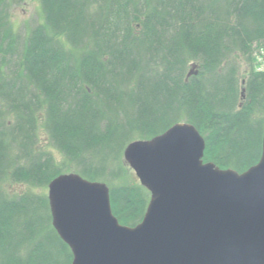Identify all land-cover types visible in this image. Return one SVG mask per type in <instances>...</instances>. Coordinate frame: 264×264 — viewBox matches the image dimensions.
I'll return each instance as SVG.
<instances>
[{
  "label": "trees",
  "instance_id": "1",
  "mask_svg": "<svg viewBox=\"0 0 264 264\" xmlns=\"http://www.w3.org/2000/svg\"><path fill=\"white\" fill-rule=\"evenodd\" d=\"M22 1L0 0V264L72 263L34 190L63 172L106 182L120 222H140L150 192L122 153L176 122L204 136L205 161L240 172L258 162L264 71L251 43L264 38V0H40L43 22L25 38L10 18ZM40 128L62 161L37 147ZM6 180L29 188L11 194Z\"/></svg>",
  "mask_w": 264,
  "mask_h": 264
},
{
  "label": "water",
  "instance_id": "2",
  "mask_svg": "<svg viewBox=\"0 0 264 264\" xmlns=\"http://www.w3.org/2000/svg\"><path fill=\"white\" fill-rule=\"evenodd\" d=\"M205 148L188 121L127 144L124 158L151 194L136 225L114 214L105 182L55 176L52 224L71 264H264V136L260 159L242 172L205 161Z\"/></svg>",
  "mask_w": 264,
  "mask_h": 264
},
{
  "label": "rangeland",
  "instance_id": "3",
  "mask_svg": "<svg viewBox=\"0 0 264 264\" xmlns=\"http://www.w3.org/2000/svg\"><path fill=\"white\" fill-rule=\"evenodd\" d=\"M10 18H11V21H12V24H13L14 28L18 31V33L23 38H25L27 36V34L29 33L30 29L35 24L43 22L44 17H43V11H42V6H41L40 0H23L19 4L13 5L11 7V10H10ZM251 57H252V62L255 65V69L257 71H264V38L255 39L251 43ZM189 64H190L189 65V71H190L189 73H191V71H193L195 69V67L197 66V63H196V61H191ZM143 80L146 81V77H143ZM242 88L240 90V95H241V93L244 90V89L242 90ZM244 92H245V90H244ZM122 96L123 95L120 92L118 97H122ZM244 96L245 95L242 96V100L241 101L244 100ZM126 98H127V96H124V100H127ZM121 99H123V98H121ZM160 99L163 100L162 94L160 95ZM146 103L150 107H154V103H152L150 100L147 101ZM117 106H118L119 111L122 110V106L120 104L117 103ZM129 108H131V107H129ZM141 108L142 107L139 106V103H136V105L133 107V111L135 112L136 115L139 114ZM10 142H11V140H10ZM13 145H15V144H13ZM37 147L42 148L44 151L51 153L54 156V158H56L58 161H62L63 160V154L50 141V139L47 136V133L45 132V130L43 128L39 129V138H38V142H37ZM12 151H13L12 152V154H13L12 156L13 157L11 156L10 160H13L14 163H16L14 159L16 157L18 158V156L20 155V152H18V147L17 146H15ZM123 159H124V161L126 163L124 165L126 167L128 176H130V179L132 181H135L136 183L141 184L140 179L137 176L135 170L125 160L124 153H122V157H121L122 162H123ZM23 161H24V159L20 160V163H25V161L24 162ZM110 166L111 167H115V164L111 163ZM114 183L117 184L118 181H115ZM5 186L7 187L8 192H10L11 194L23 193V192L27 191V189L29 188V185L26 182H24V181H14V180L13 181L6 180L4 182V187ZM34 190L38 194H45L46 196H48V185L47 186L36 187ZM150 197H151V194H149L148 203H149Z\"/></svg>",
  "mask_w": 264,
  "mask_h": 264
}]
</instances>
